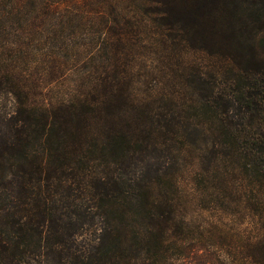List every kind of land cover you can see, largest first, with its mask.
I'll use <instances>...</instances> for the list:
<instances>
[{"label": "trees", "instance_id": "1", "mask_svg": "<svg viewBox=\"0 0 264 264\" xmlns=\"http://www.w3.org/2000/svg\"><path fill=\"white\" fill-rule=\"evenodd\" d=\"M183 2L82 0L99 25L0 0V264H264V0ZM128 7L165 56L142 76L110 45ZM40 13L63 50L33 46Z\"/></svg>", "mask_w": 264, "mask_h": 264}, {"label": "rangeland", "instance_id": "2", "mask_svg": "<svg viewBox=\"0 0 264 264\" xmlns=\"http://www.w3.org/2000/svg\"><path fill=\"white\" fill-rule=\"evenodd\" d=\"M60 3V10L67 9L66 11H70L73 16H76V19L79 17H82L84 19H90L92 17L94 19V22L99 25H104L103 22H100V16L95 13H91L89 16L88 9L86 7H82L81 2L82 0H57ZM115 1V0H113ZM184 1L182 5L186 8H190L191 4L194 2V0H182ZM107 6V5H105ZM107 13L118 14V9L116 12H113L112 10L105 9ZM121 17H118V20L120 22V25H117L114 32L111 33V39L112 42L110 43L111 46H113V41H119L123 42L126 46H115V55L119 59V61L122 63V61L127 58L131 64H129V72H133L137 76H142L147 74L149 71H152L153 69L156 70L157 68H161L165 61V56L162 51V47H151V45L157 44L155 37V34L150 33L149 26L145 24L146 17L145 15H140V12L134 13L131 8H125L124 11L121 12ZM79 16V17H78ZM199 25L202 28L204 25H206L205 19H199ZM131 26V29L129 27ZM145 28V29H144ZM49 25L44 20V14L40 13V20L37 23V34L36 38H32L33 46H35V49H39L40 53H45L49 51V49L57 47L60 48L59 50H63L59 44L53 42L50 38L49 34ZM101 31L97 28H93L92 31L88 32L90 35H95L96 37H99V33ZM101 38V37H100ZM94 41V40H93ZM91 40L87 39H75L73 41H70L69 44L71 47H76L77 44L79 46H87L88 44H91ZM123 44V45H124ZM93 45V44H92ZM70 47V48H71ZM93 46H90V48L86 49L84 54L81 56H74L78 55L79 53L75 52H62L60 55L61 60L64 62L65 68H64V74L67 76V80L65 79V83H56L54 91H64L68 88V85H70L74 80H77L80 75H82L85 72L93 71L92 66L89 62L91 60L92 56L95 57L96 53L93 51ZM88 55V58L84 60L85 56ZM104 57V54L100 52L98 55H96L95 58ZM7 111H10L11 109V103H7ZM191 214H193V217H200L199 220L205 219L210 220L214 219L215 217H218L217 215H214L207 210L199 211V210H192L190 211ZM225 221L228 222L230 227L234 229H245L246 228V219L247 217H223ZM235 221V224H233ZM214 261L212 263L217 264V260L213 259ZM193 264H203L204 262L197 258L195 260H192Z\"/></svg>", "mask_w": 264, "mask_h": 264}]
</instances>
